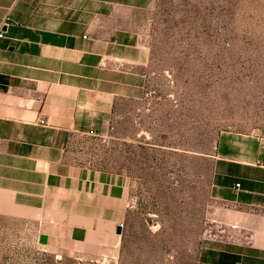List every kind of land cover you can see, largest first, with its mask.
Instances as JSON below:
<instances>
[{"label":"crops","instance_id":"0c3cea01","mask_svg":"<svg viewBox=\"0 0 264 264\" xmlns=\"http://www.w3.org/2000/svg\"><path fill=\"white\" fill-rule=\"evenodd\" d=\"M155 1L0 0V212L25 204L30 184L40 245L120 252L123 175L75 163L63 147L68 133L101 130L116 100L137 97L133 66ZM205 156L212 204L198 263L264 264V136L222 134Z\"/></svg>","mask_w":264,"mask_h":264},{"label":"rangeland","instance_id":"374dc122","mask_svg":"<svg viewBox=\"0 0 264 264\" xmlns=\"http://www.w3.org/2000/svg\"><path fill=\"white\" fill-rule=\"evenodd\" d=\"M146 19L137 97L63 147L75 163L123 175L119 254L38 244L28 184L25 204L0 212V264H199L212 204L205 155L228 132L264 136V0H156Z\"/></svg>","mask_w":264,"mask_h":264},{"label":"built area","instance_id":"2783aa9c","mask_svg":"<svg viewBox=\"0 0 264 264\" xmlns=\"http://www.w3.org/2000/svg\"><path fill=\"white\" fill-rule=\"evenodd\" d=\"M3 36L2 30H0V37ZM40 123L44 124V120H40ZM46 124V123H45Z\"/></svg>","mask_w":264,"mask_h":264},{"label":"water","instance_id":"95a60500","mask_svg":"<svg viewBox=\"0 0 264 264\" xmlns=\"http://www.w3.org/2000/svg\"><path fill=\"white\" fill-rule=\"evenodd\" d=\"M121 229H120V227L118 228V231H120Z\"/></svg>","mask_w":264,"mask_h":264}]
</instances>
